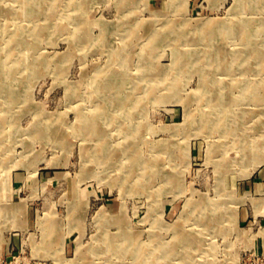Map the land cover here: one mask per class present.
Masks as SVG:
<instances>
[{
    "label": "rangeland",
    "instance_id": "obj_1",
    "mask_svg": "<svg viewBox=\"0 0 264 264\" xmlns=\"http://www.w3.org/2000/svg\"><path fill=\"white\" fill-rule=\"evenodd\" d=\"M175 1L37 0L36 18L48 25L38 41L31 37V17L17 14L8 20L0 15V264H86V260H91L88 264H130L139 254H115L113 246L107 251L104 245L100 251L107 253L91 252L92 247L99 249L105 235L116 237L121 249L128 233L135 234L149 253L155 242L163 243L169 253L159 264L165 258L164 264H264V125L247 120L248 136L243 142L240 126L230 138L219 128L209 132L186 122L187 114L194 111L193 117L198 111L194 93L202 79L193 67L178 70L181 62H173L178 44L172 34L165 33L168 26L164 25L184 21L192 25L213 18L231 20L234 26L232 12L238 0H184L180 7ZM252 1L242 16L253 19L258 27L259 20L264 22V0ZM11 2L19 5L4 0V7ZM63 13L74 19L68 29L60 27L66 21L61 20ZM152 31L161 36L148 38ZM81 34L91 37L85 45ZM21 35L28 43L23 48L18 47ZM232 36L216 39L214 49L229 57L248 51L247 42ZM195 40L187 43H202L201 38ZM31 41L39 45L34 51L38 56L31 55ZM11 45L14 51L8 54ZM145 48H151L146 65L139 54ZM117 49L123 62L129 60V67L115 61ZM145 66L167 69L171 76L147 78ZM230 71L222 77L229 85L226 90L238 101L241 89L233 83L243 81L242 73ZM98 75L107 98L101 97L100 102L94 93L97 89L92 88ZM263 84L264 78L255 96L260 100L264 99ZM138 99L143 100L142 106L135 102ZM236 104L239 113L245 106L257 108ZM99 107L114 108L107 111L110 119L102 118ZM209 109L206 106V112ZM129 111L134 115L131 122ZM123 122L142 124L144 142L142 138L139 152L143 157L152 160L151 144L158 150L167 145L166 153L155 154V164L134 168L124 184L115 180L113 173L121 170L110 167L114 160L109 154L99 158L95 153L100 132L113 131L107 137L110 141L124 139ZM243 143L253 147L247 154H243ZM99 213L105 214L102 219ZM146 251L140 255L146 259L143 264H154L159 254Z\"/></svg>",
    "mask_w": 264,
    "mask_h": 264
},
{
    "label": "bare ground",
    "instance_id": "obj_2",
    "mask_svg": "<svg viewBox=\"0 0 264 264\" xmlns=\"http://www.w3.org/2000/svg\"><path fill=\"white\" fill-rule=\"evenodd\" d=\"M8 1V0H6ZM11 1V0H10ZM14 2V0H12ZM17 1V4L19 3V7L17 6H14V4H11L9 3V8H5L4 5H3V2L4 0H0V15L4 16L5 18H7L8 20H13V18H15V16L18 14H26L27 16L31 17V22L34 24V26L32 27V31H31V37L34 39V41H38L40 40V37H41V34L43 33V31L48 27L47 24H40L38 19L36 18L37 16V12L35 10L36 9V5H37V0H15ZM122 1V0H121ZM182 1V3L184 4V0H177L175 1V6H179V3ZM249 0H238L237 4L234 6L233 8V15L236 17H234L235 20H233L232 22V25L234 26H230V21H225V20H221L220 21H216L215 19L213 18H206L204 20H201V21H198L194 24H188L186 21H184L183 23H178L176 25L170 23V22H166L164 23V25H167L168 27H166L167 29L165 30V33L167 34H172V37L171 39L172 40H175V42L178 44V46L176 45V53L174 55V61L173 62H181V66L178 67V70H183L186 66L187 67H193V70L196 69V74H197V71H199L200 75H201V86L196 89H199L197 92L194 93L195 96H197V102H199V106H198V111L199 113H197L196 111V116L194 115L192 117V114L189 113L187 114L186 116V119L185 121L186 122H193V123H197L199 125V127L195 126V129H198V130H204L205 131H211L215 128H219L221 130H224V132L226 134H229V137L231 135L232 136H235L237 134V126H240V130L243 132L242 136H241V139L243 142H246V136H248L246 134V132L248 131L247 130V125L248 123L246 122L247 120L249 119H252V122L253 121H258V123L261 125L263 124L264 125V99L263 100H260V99H257L255 96H256V93H258L259 90H257V86H258V83H260V79H263L264 78V22H262L261 20L258 21L257 23V26L258 27H254V25L252 24L253 22V19L250 20L248 18H246L245 16H242V13L244 8L247 6V2ZM252 1V0H251ZM59 2V1H58ZM76 2V1H74ZM187 2V0H186ZM246 2V3H245ZM253 2V1H252ZM124 3V1H123ZM251 3V2H250ZM81 1L77 2V8L81 5ZM85 4V3H84ZM254 4V3H253ZM38 7V6H37ZM172 7V6H171ZM180 7V6H179ZM248 7V6H247ZM255 8V7H254ZM79 9V8H78ZM82 9V8H81ZM80 9V10H81ZM173 9V8H171ZM248 9V8H247ZM257 9V8H256ZM260 9V8H259ZM42 10V9H41ZM39 12V11H38ZM261 12V11H260ZM246 13V12H245ZM262 13V12H261ZM247 14V13H246ZM254 14V13H253ZM259 14V13H257ZM21 17V16H20ZM51 17V16H50ZM61 20L63 19L65 21L64 24L60 25V27L62 26L64 29H68V27L72 26L74 24V19L72 20V18H68V16L66 15V13L64 14H61ZM80 17V16H79ZM53 18V17H52ZM78 17L75 16V20H77ZM251 18V16H250ZM59 19V18H58ZM219 19V18H218ZM263 19V17L261 18ZM165 20V19H164ZM48 21V20H47ZM169 21V20H168ZM45 22V21H44ZM59 22V21H58ZM63 23V22H62ZM20 24V22H19ZM135 24H139V22L135 23ZM171 26H170V25ZM148 25V24H147ZM150 25V24H149ZM157 25V23H156ZM58 26V25H57ZM110 27V26H109ZM122 27V26H121ZM124 27V26H123ZM135 27V26H134ZM150 28V27H149ZM148 29V27H147ZM132 31L131 33H129L128 36H131L132 35ZM83 34V33H82ZM81 34V35H82ZM236 35V36H240V38H242L245 42H247V44L249 45V49L248 51H244L242 52V54H235L234 56H231L229 57L225 52L224 54L223 53H220L219 51H216V49H214V45H215V41L216 39L224 36V35ZM24 35V34H23ZM148 38H151V36H157L156 39H158L160 36H161V33H157V32H149L147 34ZM84 37L81 38V41L83 42V44L85 45V42L91 38L89 37V35H82ZM7 37V36H6ZM5 37V38H6ZM191 37V38H190ZM234 37V36H232ZM27 38V37H26ZM132 38V36H131ZM197 38H201L202 40L200 42H202L201 44L204 46L202 47L201 50H199V46L201 44L197 43V42H191V43H187L188 40H192V41H197L195 39ZM239 38V40H240ZM126 39V38H125ZM232 38H230V41H231ZM130 40V38L128 39V41ZM150 40V39H149ZM33 41V40H32ZM31 41V55H33L32 53H35L34 51H36V48L37 46H39L38 44H36L35 42H32ZM125 41V40H124ZM139 41V39H138ZM233 41V39H232ZM137 42V41H136ZM142 42V41H141ZM148 42V41H146ZM145 42V43H146ZM174 42V41H173ZM232 42H230L231 44ZM27 42H26V39H22V35L20 37V40L18 41V47H25L27 46ZM82 44V45H83ZM233 44V43H232ZM231 44V45H232ZM246 44V45H247ZM127 45V44H126ZM132 45V44H131ZM138 45V44H137ZM144 45V44H143ZM150 45V44H149ZM217 45V44H216ZM244 45V44H243ZM253 45V47H252ZM124 46V45H123ZM134 46V45H132ZM240 46V45H239ZM238 46V47H239ZM14 45H11L8 49V54H13V51H14ZM17 47V48H18ZM30 47V46H29ZM113 47V46H112ZM115 47V46H114ZM141 47V46H140ZM144 47V46H143ZM142 47V48H143ZM148 47V46H146ZM152 47V46H151ZM119 48V47H118ZM186 49L184 51H181V49ZM242 48V46H241ZM244 48V46H243ZM16 49V48H15ZM120 49V48H119ZM119 49H117L116 51H113L114 52V59L115 61L118 60L123 63L124 65H127L128 66V61L126 62H123V58H121V55L120 52H119ZM128 49V48H127ZM131 49V48H130ZM129 49V50H130ZM151 48H145V50H142V53H139L140 54V58L142 56V60H143V63L144 65H146V63H149V60H147V57L149 55V50ZM223 49V48H222ZM230 49V48H229ZM21 50V49H20ZM18 50V51H20ZM125 50V49H124ZM244 50V49H243ZM222 51V50H221ZM224 51V50H223ZM222 51V52H223ZM241 51V50H240ZM239 51V52H240ZM125 52V51H123ZM4 53V52H3ZM136 53V52H135ZM129 54V53H128ZM127 54V56H128ZM133 55V54H132ZM131 55V56H132ZM231 55V53H230ZM35 56H38V54L35 53ZM135 56V55H134ZM137 56V55H136ZM33 57V56H31ZM55 57V56H54ZM129 57V56H128ZM126 57V59L128 58ZM131 58V57H130ZM129 58V59H130ZM135 58V57H134ZM133 58V59H134ZM131 60V59H130ZM133 61V60H132ZM130 61V62H132ZM172 62V61H171ZM134 63V62H132ZM131 64V63H130ZM176 64V63H175ZM178 64V63H177ZM35 65V64H34ZM132 65V64H131ZM254 65H257L256 67H253ZM32 66V64H31ZM143 66V64H142ZM178 66V65H177ZM126 67V66H125ZM129 67V66H128ZM135 67V66H134ZM133 67V68H134ZM159 67V66H158ZM176 67V65H175ZM207 67H210V70L209 72H207ZM127 68V67H126ZM141 68V67H140ZM155 68H156V65H155ZM160 68V67H159ZM195 68V69H194ZM142 69V68H141ZM146 70V72L149 74L146 73V75H144L145 77H149V75H162V76H167V74L169 75L167 69H154L153 67L150 68V67H146L144 68ZM233 69L235 70H239L242 74V77H243V81L241 83H237L236 85L233 83V87H238L241 89L240 91V95L242 96L240 99L237 100H234V96H231L230 94L232 93L231 90H226V88L229 87V85L227 83L224 82V78L222 77V74L226 71L228 73V70H232L233 72ZM109 70V69H108ZM107 70V71H108ZM129 70V68L127 69ZM105 71V70H104ZM111 71V70H109ZM184 71V70H183ZM187 71V70H186ZM139 72V71H137ZM171 72V71H170ZM177 72V71H176ZM231 71L229 73H232ZM99 73V72H97ZM110 73V72H109ZM123 73V72H122ZM130 73V71H129ZM135 73V72H134ZM155 73V74H154ZM195 73V71H194ZM234 73V72H233ZM118 74V73H117ZM180 74V73H179ZM101 75V74H100ZM100 75H98L96 77V83L95 84H92V88H95L97 89L96 92L94 93H97L98 96L100 97L99 100H97L98 102L101 101V97L103 98V101L107 100V98H104L103 96L106 94V92L102 89L103 85L101 84V80H98L100 78ZM130 75V74H129ZM128 75V76H129ZM182 75V74H181ZM225 75V74H223ZM227 75V74H226ZM121 76V75H120ZM131 76V75H130ZM135 76V75H134ZM171 76V75H169ZM229 76V75H228ZM102 77V76H101ZM106 77V76H105ZM133 77V76H131ZM136 77V76H135ZM138 77V76H137ZM154 77V76H153ZM158 77V76H157ZM199 77V76H198ZM111 78V77H109ZM114 78H117L119 79L120 77L118 76H115L113 75V79ZM171 78V77H170ZM226 78V77H225ZM230 78V77H228ZM238 78V77H237ZM240 78V77H239ZM238 78V79H239ZM124 79V78H123ZM126 79V78H125ZM130 79V78H129ZM137 79V78H136ZM241 79V78H240ZM245 79V80H244ZM94 80V79H93ZM169 80V79H168ZM229 80V79H228ZM121 81V80H120ZM143 81V80H142ZM231 81V80H230ZM155 82V81H153ZM161 82V81H160ZM165 82V81H164ZM106 83V81H105ZM140 83V82H139ZM144 83V82H143ZM156 83V82H155ZM167 83V82H165ZM199 83V82H198ZM197 83V84H198ZM113 84V82H112ZM152 84V83H151ZM262 84V83H261ZM260 84V85H261ZM109 85V84H108ZM159 85V84H158ZM167 85V84H166ZM179 85V84H177ZM139 86V85H138ZM197 86V85H196ZM264 86V84H263ZM110 87V86H109ZM142 87V86H141ZM168 87V86H167ZM232 87V86H231ZM115 88V87H114ZM118 89V88H117ZM142 89V88H141ZM148 89H152V87L150 86V88ZM194 89V88H193ZM109 90V89H108ZM112 90V89H111ZM134 90V89H133ZM11 91V90H10ZM93 91V90H92ZM137 91V90H136ZM179 91V90H178ZM196 91V90H194ZM264 91V90H263ZM262 90L260 92H263ZM12 92V91H11ZM108 93V92H107ZM12 94V93H11ZM133 94V93H132ZM131 94V95H132ZM264 94V92H263ZM130 95V94H129ZM145 95V94H144ZM149 97V96H148ZM153 97V96H152ZM133 98H135L133 96ZM143 98V97H142ZM96 99V98H94ZM236 99V98H235ZM119 100V99H118ZM125 100V99H124ZM151 100V99H150ZM182 100V98H181ZM127 101V99L125 100ZM143 100L141 99H138V101L135 100V102H137L138 104H141L142 106V102ZM149 101V99H148ZM146 101V102H148ZM110 104H113V103H117V101L115 100H110ZM124 101L120 100V103H123ZM129 102V101H127ZM145 102V101H144ZM236 102H238L239 104L242 103V105H256L257 108L255 107H243L241 108L242 109V113H239L237 112L236 110H238L239 107H235L234 105L236 104ZM237 103V104H238ZM103 104V103H102ZM236 104V105H237ZM120 105V104H119ZM129 105V104H128ZM209 109V106L210 108L212 107V110L211 111L209 109V112H206L207 110H205V108ZM106 107V106H105ZM129 107V106H128ZM138 107V106H137ZM91 108H94L91 107ZM119 108V107H118ZM142 108V107H141ZM114 108H111V107H107L104 109V107H99V114L100 113H103L102 114V118H107V119H110V114L107 115V111L108 110H113ZM88 110V109H87ZM91 110V109H89ZM134 110V109H133ZM260 110H262V112H260ZM114 111V110H113ZM142 111V110H141ZM109 112V111H108ZM139 112V111H138ZM115 113V112H114ZM137 113V112H136ZM261 113V114H260ZM119 114V113H118ZM135 114V113H134ZM251 114V115H250ZM81 115V113H80ZM79 115V116H80ZM95 115V114H94ZM117 115V114H116ZM133 114H131V112L129 111L128 112V116H129V121L131 122L132 120V116ZM87 116V115H86ZM134 116V115H133ZM115 116H113L114 118ZM238 117V118H237ZM260 117V119H259ZM82 119V118H81ZM234 119V120H233ZM87 120H88V117H87ZM136 120V119H135ZM115 121V120H114ZM140 121V119H139ZM105 124H106V121H104ZM184 122V121H183ZM233 122V123H232ZM252 122H249L250 124ZM114 123V122H113ZM112 123V124H113ZM143 123V122H142ZM111 124V123H110ZM117 124V123H116ZM129 126H127L124 122L122 124V127H126L123 129V134L125 135L124 136V139L123 140H113V141H110L109 138L107 137H110V134L111 133H114L113 131L110 133L106 132V131H103V132H100L98 137H97V140L99 142L97 148L95 149V153H97V157L99 158H106V155L107 153L109 154V158L111 160V158L114 160L113 162H111V165L110 167L114 168V170H121L120 173H113L114 174V178L115 180H120V182H123L124 183H127V176L128 175H132L133 173V169L135 168H138V167H141V166H148L150 164H155V156L159 153H166V148H167V145L166 143L162 145V147H159V150L158 149H155L157 146L156 144L152 146L151 144V150H152V154L154 155H151L153 157H151L150 159L152 160H149V158H145L143 157L140 152H139V148L140 146L142 145V142H144V138L143 136L144 135H141V123L140 122H135V123H129L128 124ZM194 125V124H193ZM260 125H259V128H260ZM170 126V125H168ZM97 127V126H96ZM171 127V126H170ZM50 128V127H49ZM113 128V126H112ZM111 128V129H112ZM178 126H175L173 128V130H177ZM253 128V127H252ZM90 130V129H89ZM103 130V129H102ZM145 130V129H144ZM250 131V129H249ZM253 131V130H251ZM218 132V131H217ZM240 132V131H239ZM144 133V132H143ZM148 133V132H147ZM207 134V133H206ZM222 134V133H221ZM256 134V133H255ZM91 135V134H90ZM148 135V134H146ZM213 135V133H212ZM113 136V135H112ZM223 136V135H222ZM239 136V135H238ZM237 138H234V139H239L240 137ZM250 136V135H249ZM114 137V136H113ZM121 137V136H120ZM228 137V136H227ZM228 137V138H229ZM230 137V138H231ZM264 137V136H263ZM262 137V138H263ZM143 138V139H142ZM208 138V137H206ZM222 138V137H221ZM224 138V136H223ZM249 138V137H248ZM142 139V142L140 141ZM147 139V138H146ZM220 139V138H219ZM218 139V140H219ZM261 139V138H260ZM209 140V139H208ZM215 140H216V137H215ZM214 140V141H215ZM237 140L235 142H237ZM258 140V139H257ZM95 141V140H94ZM213 141V140H212ZM240 141V140H239ZM1 142V140H0ZM96 142V141H95ZM210 142V141H209ZM153 143V142H152ZM222 143V142H221ZM239 144V142H237ZM236 143V144H237ZM254 143V142H253ZM149 144V145H150ZM210 144V143H209ZM212 144V142H211ZM225 144V143H224ZM228 144V143H227ZM148 145V144H146ZM232 146V144H231ZM215 147V146H214ZM219 149L220 147H223V145L221 146H217ZM225 147V146H224ZM237 147V146H235ZM89 148V147H88ZM231 148V147H230ZM233 148V147H232ZM249 148H253L252 146L246 144V143H243V146H242V150H243V154H247L248 152V149ZM92 149V148H91ZM211 148H209L210 150ZM156 150V151H155ZM226 150V149H225ZM224 150V151H225ZM237 150V149H236ZM256 150V149H255ZM254 150V151H255ZM87 151V150H86ZM91 151V150H90ZM141 151H143L141 149ZM241 152V150H240ZM257 152V151H256ZM143 153V152H142ZM145 153V152H144ZM226 153V152H224ZM255 153V152H254ZM253 153V154H254ZM89 154V153H88ZM156 154V155H155ZM210 154V153H209ZM222 154V153H221ZM259 154V153H257ZM112 155V156H111ZM211 155V154H210ZM223 156V155H222ZM249 156V155H248ZM256 156V155H255ZM93 157V156H92ZM239 157V156H238ZM237 157V158H238ZM253 157V156H252ZM257 157V156H256ZM210 158V157H209ZM231 157H229L230 159ZM245 158V157H244ZM248 157H246L247 159ZM259 158V156H258ZM125 159H128L127 162L125 163ZM225 159V158H224ZM227 159V157H226ZM240 159V158H239ZM251 160V158H249ZM261 159V158H260ZM107 160V159H106ZM228 160V159H227ZM259 159H257V162H258ZM157 161V160H156ZM253 161V159H252ZM251 161V163H252ZM249 162V161H248ZM229 163V162H228ZM231 163V162H230ZM229 163V164H230ZM250 163V164H251ZM256 164V163H255ZM260 165V163H257ZM159 166V165H158ZM253 166V165H252ZM101 167V165H100ZM224 167V166H223ZM238 167V166H237ZM240 167V165H239ZM250 167V165H249ZM155 169V168H154ZM222 169V168H221ZM246 169V168H245ZM251 169V168H250ZM255 169V168H254ZM253 169V171H254ZM115 170V171H116ZM141 170V169H140ZM249 170V169H248ZM138 171V170H137ZM252 171V172H253ZM35 172V171H34ZM98 172V171H97ZM231 172V171H230ZM249 172V171H248ZM110 173V172H109ZM131 173V174H130ZM250 173V172H249ZM31 174V173H29ZM33 174V172H32ZM164 174H167L166 172H164ZM168 175V174H167ZM29 176V175H28ZM112 176V175H111ZM121 177V178H118V177ZM142 176V175H141ZM247 176V175H246ZM106 177V176H105ZM107 178V177H106ZM173 178V177H172ZM105 179V178H104ZM78 180V179H77ZM76 180V182H77ZM113 180V178L111 179V181ZM171 180V179H170ZM119 182V181H118ZM82 183V182H80ZM223 183V182H222ZM129 186V184H127ZM225 186V185H224ZM226 187V186H225ZM124 188V187H123ZM224 188V187H223ZM142 189V188H141ZM79 190V189H78ZM76 191V190H75ZM124 191V190H123ZM77 192V191H76ZM225 192V191H224ZM221 193V192H220ZM223 194V193H222ZM220 195V194H219ZM226 196H228L227 194H225ZM223 195V196H225ZM221 196V195H220ZM233 196V195H232ZM229 197V196H228ZM230 199V198H229ZM228 200V199H226ZM228 211V210H227ZM10 212V211H9ZM102 212V211H101ZM107 214V213H106ZM102 215H105L103 213H99V216H100V219H102ZM98 218V217H97ZM42 219V217H41ZM38 223V222H37ZM46 223V222H45ZM45 225V224H44ZM40 227V226H38ZM200 230V229H199ZM263 231V230H262ZM264 232V231H263ZM128 236V237H127ZM104 240H102V243L100 242L99 245L101 244L100 247H97L99 249H95L94 247H92L93 251L91 252H94V253H98V254H103V253H107V251L110 249V246H113L115 251H113L115 254H118V253H123L124 254H139V256L137 257H134V260H132V262L130 264H143V261L146 260V259H143L140 255H142V253L146 250H148V248H146V250L143 251V249H145V247L143 248V244H141V242H139L136 238V235L134 234H130L128 233L126 235V237H124L125 240H128L127 241V244L124 245L122 244V247L121 249H129V250H124L122 251L121 249H119V244L117 243L118 242V239L116 237H113V238H110V236L108 235H105L104 237ZM172 240V239H171ZM113 241V242H112ZM135 243H134V242ZM165 242V241H164ZM175 242H177L175 240ZM132 243V244H131ZM174 243V241H173ZM160 244V245H159ZM103 245L105 246V248L107 249V251H100V248L103 247ZM124 245V246H123ZM151 247V246H150ZM160 247V248H159ZM165 245L161 242H155L154 243V249L150 251V253H153V252H157L159 255L160 253L162 254L161 256L157 255L155 258V260L153 261L154 264H159L160 263V258L162 256H167L169 251L165 250ZM194 247V246H193ZM159 248V249H158ZM163 248V249H162ZM197 248V247H196ZM80 249V248H79ZM103 249V248H102ZM172 249V248H171ZM98 250V251H97ZM121 250V252L119 251ZM132 250V251H130ZM157 250V251H156ZM196 250V249H195ZM195 250H193L192 252H194ZM149 252L146 251V254L147 255H150ZM123 254V255H124ZM165 254V255H164ZM145 256V253L144 255ZM150 257V256H149ZM127 258V257H126ZM128 259V258H127ZM122 260V259H121ZM124 260V259H123ZM91 260H86V264L90 263ZM128 261V260H127ZM197 261V260H196ZM162 263V262H161ZM164 263H166V258L164 259ZM163 263V264H164ZM196 263V262H195ZM92 264H95V263H92ZM99 264V263H98ZM103 264V263H102ZM121 264H126L125 262H122ZM128 264V263H127Z\"/></svg>",
    "mask_w": 264,
    "mask_h": 264
}]
</instances>
